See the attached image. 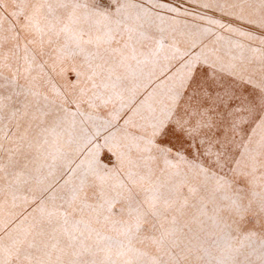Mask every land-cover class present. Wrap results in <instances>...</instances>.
<instances>
[{"label": "snow or ice", "instance_id": "1", "mask_svg": "<svg viewBox=\"0 0 264 264\" xmlns=\"http://www.w3.org/2000/svg\"><path fill=\"white\" fill-rule=\"evenodd\" d=\"M0 264H264V0H0Z\"/></svg>", "mask_w": 264, "mask_h": 264}]
</instances>
